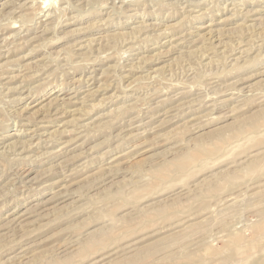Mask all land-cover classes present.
<instances>
[{
  "label": "rangeland",
  "instance_id": "rangeland-1",
  "mask_svg": "<svg viewBox=\"0 0 264 264\" xmlns=\"http://www.w3.org/2000/svg\"><path fill=\"white\" fill-rule=\"evenodd\" d=\"M0 264H264V0H0Z\"/></svg>",
  "mask_w": 264,
  "mask_h": 264
},
{
  "label": "bare ground",
  "instance_id": "bare-ground-1",
  "mask_svg": "<svg viewBox=\"0 0 264 264\" xmlns=\"http://www.w3.org/2000/svg\"><path fill=\"white\" fill-rule=\"evenodd\" d=\"M93 89V88H92Z\"/></svg>",
  "mask_w": 264,
  "mask_h": 264
}]
</instances>
